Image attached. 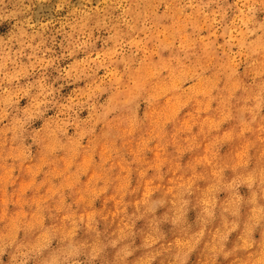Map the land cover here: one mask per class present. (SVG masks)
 <instances>
[{"label":"rangeland","instance_id":"1","mask_svg":"<svg viewBox=\"0 0 264 264\" xmlns=\"http://www.w3.org/2000/svg\"><path fill=\"white\" fill-rule=\"evenodd\" d=\"M0 264H264V0H0Z\"/></svg>","mask_w":264,"mask_h":264}]
</instances>
